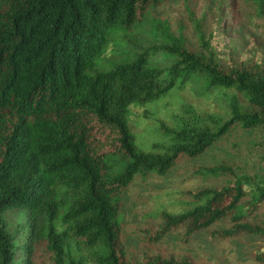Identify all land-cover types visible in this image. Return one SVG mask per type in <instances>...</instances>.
Listing matches in <instances>:
<instances>
[{"label":"trees","instance_id":"obj_1","mask_svg":"<svg viewBox=\"0 0 264 264\" xmlns=\"http://www.w3.org/2000/svg\"><path fill=\"white\" fill-rule=\"evenodd\" d=\"M167 2L0 0V264H36L40 245L52 264H85L89 249L97 264H195L186 255H128L119 220L125 190L138 175L164 176L202 157L236 130L252 135L264 161V52L234 62L218 40L239 19L235 0H219L224 25L210 40L200 36L202 50L170 39L97 64L114 34ZM194 82L203 94L234 90L243 103L162 125L166 141L139 151L129 108ZM202 171L227 180L187 193L193 207L163 212L162 225L148 232L159 243L181 232L185 243L252 239L258 248L250 256L264 264V177H240L227 162ZM14 212L26 222L11 226L6 216Z\"/></svg>","mask_w":264,"mask_h":264},{"label":"rangeland","instance_id":"obj_2","mask_svg":"<svg viewBox=\"0 0 264 264\" xmlns=\"http://www.w3.org/2000/svg\"><path fill=\"white\" fill-rule=\"evenodd\" d=\"M235 2L240 7L239 19L232 29L227 28L222 38H217L225 49L224 56H231L234 62L242 56L247 58L255 52H264V15L261 13L264 0ZM220 6L223 5L219 0H168L161 9L149 12L132 31L114 34L104 60L97 59V64L101 67L103 62L110 65L126 52L143 53L146 48L170 39H180L194 52L202 50L200 36L205 35V41L210 40L224 25V12ZM197 86L194 82L189 87L174 89L156 102L129 108L127 120L139 151L148 152L154 145L166 141L160 133L162 125L173 128L184 115H224L232 102L243 103L241 95L234 90L217 89L203 94ZM254 144L250 133L236 130L202 157L183 159L167 175L136 176L122 195L119 218L124 227L122 241L128 255L133 259L145 254L186 255L195 264H260L250 256L258 248L252 239L208 243L192 237L185 243L181 232L167 235L159 243L148 232L162 225L160 215L163 212L178 214L191 209L193 204L187 193L226 182L225 177L206 175L202 171L206 167L227 162L235 164L240 177L256 173L264 177V161L261 153L255 152ZM6 217L11 226L25 223L27 219L24 212L9 213ZM72 250L77 255L78 249L72 247ZM82 254L85 264H97L90 249ZM35 263L52 264V255L43 245L38 246Z\"/></svg>","mask_w":264,"mask_h":264}]
</instances>
